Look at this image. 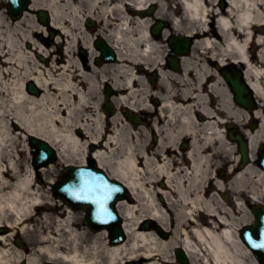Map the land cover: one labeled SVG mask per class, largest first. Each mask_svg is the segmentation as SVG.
<instances>
[{
	"label": "bare ground",
	"instance_id": "1",
	"mask_svg": "<svg viewBox=\"0 0 264 264\" xmlns=\"http://www.w3.org/2000/svg\"><path fill=\"white\" fill-rule=\"evenodd\" d=\"M178 1L183 16L172 13L173 0H31L33 11L46 10L50 17L47 29L37 25L32 32L53 36L52 46L58 49L64 45L63 53L70 55L62 64L52 62L47 67L35 57L45 58L55 54L54 50L46 52L30 33L23 34L30 50L18 46L14 32L28 21L27 14L9 30L5 44L0 45V227L10 231L0 234V264H175L170 253L177 248L189 264H257L240 237L250 214L239 202L247 204L251 194L253 202L264 205V171L256 158V150L264 141V49L259 61L249 49V45L264 48V0ZM152 4L158 8L153 19L171 22V34L196 38L192 53L197 54L181 58V75L162 69L160 95L148 88L146 96L140 98L143 90L138 93L130 87L132 81L133 85L141 83L132 69L163 63L161 46L148 32L152 18H142L137 12ZM82 6L86 10L82 11ZM85 18L99 24L102 37L117 52L119 63L110 66L115 74L113 84L119 90L113 102L139 112L145 98L162 99L158 111L150 112L159 124L157 148L150 151L138 136L134 140L137 133L124 119H107L99 111L100 97L91 98L96 91L95 80L72 54L79 46L95 57L92 40L81 36V31H86L82 24ZM205 56L220 64L229 60L243 64L259 100L260 106L251 117L260 125L242 133L250 158L244 168L235 165L239 152L225 139L222 119L230 126H245L244 118L249 116L232 102L222 79L212 69L195 65L197 58ZM91 69L97 66L91 65ZM28 81L42 89V95L26 93ZM12 124L19 130H11ZM22 134L52 146L60 159L55 165H84L90 154L87 147H93L91 158L99 167L109 168L129 191L128 202L118 204L126 236L123 243L111 245L106 229L100 238L98 232L83 227L74 212L46 195L48 183L40 180L37 170L28 173L21 159L14 158L30 149L21 147ZM187 137L191 141L184 153L179 144ZM221 165L232 168L234 174L238 172L228 184L230 176L223 180L224 175H216ZM50 169L43 168L40 173L47 178ZM157 181L163 186H156ZM207 181L215 192L232 194L233 204L228 197L217 200V193L211 196L205 189ZM130 197L136 200L133 205ZM144 219L153 220L161 231H169V238L163 239L154 228L138 226ZM198 219H204L205 225ZM14 233L24 236L33 247L28 255L24 248L11 247Z\"/></svg>",
	"mask_w": 264,
	"mask_h": 264
},
{
	"label": "rangeland",
	"instance_id": "2",
	"mask_svg": "<svg viewBox=\"0 0 264 264\" xmlns=\"http://www.w3.org/2000/svg\"><path fill=\"white\" fill-rule=\"evenodd\" d=\"M4 3H6V0H0V4H4ZM221 4V3H220ZM219 4V5H220ZM171 5H172V8H171V10H173L174 8H173V5H176L177 6V10L175 11L177 14L178 13H181V9H180V7H179V5H177L176 4V0H173V2L171 3ZM221 6V5H220ZM84 10H86V8H85V6H82V11H84ZM156 10H157V7H156ZM27 20L28 21H25V22H23L21 25H20V30L18 29L17 31H15L14 32V35H15V37L17 38V40H18V46H21L23 49H25V51L26 50H29V48H27V42H25V39H24V33H30V35H31V38L33 39V40H35L39 45L38 46H43V47H45L44 45L46 44L47 46L45 47V49H46V52H48V51H52V50H56L55 52H56V54H52L50 57H47L48 59H52V61H54V62H56V60L58 61L59 59H61V57H62V55L61 54H57L58 52L57 51H61V48L59 49H57V47L56 46H52L51 45V41L50 40H48V38H45V42L44 43H40V38H41V34H40V32H38V33H36V35L32 32L33 31V29L35 28L34 26H40L37 22H36V20H35V15H34V13L33 12H28V14H27ZM0 20H2L1 22H0V34H1V36L2 37H0V45L3 43V44H5V39L8 37V33H9V30H12L13 28H14V23H12L11 21H10V19L7 17V15H6V13H5V11H0ZM160 20H164V19H160ZM164 21H167V20H164ZM153 22V21H152ZM167 22H169V21H167ZM48 34H46V36H47ZM81 36L84 38V40H87V39H89L88 38V35L86 34V33H84V32H82L81 31ZM93 35H91V38H93L92 37ZM2 38H4V39H2ZM159 42H160V44H161V46H163V47H161V49L163 50V54L166 52V47H164L165 45L163 44L164 42L162 41V40H159ZM33 47V46H32ZM31 47V48H32ZM263 47L261 48V47H259L258 45H255L254 47H251L250 48V50L252 51V54L254 55V57H255V59L256 60H260V58H259V54H260V52L261 51H263ZM195 51H196V49H195ZM33 53H34V51H32ZM204 52V51H203ZM72 54H75L74 56H73V59L75 60V61H80V58H79V56H77V48H73V51H72ZM194 54V53H193ZM195 54H197V51H196V53ZM194 54V55H195ZM66 56V55H65ZM65 56H64V58H65ZM163 56V55H162ZM66 58L68 59V58H70V55H67L66 56ZM33 60V59H32ZM35 60H36V62H39V59L37 58V57H35ZM90 60H91V58H90ZM202 61L203 60H201V58H197L196 60H195V62L196 63H199V64H202ZM33 62H35L34 60H33ZM33 62H32V64H33ZM44 64V63H43ZM96 86H97V88H99V84H97V81H96ZM98 97V95H97V91H96V93L94 92L92 95H91V98H97ZM60 114L61 115H63V111H60ZM12 128H14L13 126H12ZM22 145H25V142H22ZM20 159H22L23 160V163L25 164V170H27V168L29 167V165H31V156H29L28 155V152L25 154V155H22V156H20ZM60 167L61 166H59L58 167V169H56V171L55 172H53V175L52 176H50V177H48L47 176V178L45 179L44 178V176L42 175V177H43V180H46V181H50L51 179H56V177L60 174ZM215 191L213 190V191H211V196L212 195H214L213 193H214ZM45 193L49 196V195H51V191H50V189H49V187H46L45 188ZM215 198L218 200V196H215ZM158 201H160L159 200V198H158ZM247 212H250V209H248L247 208ZM42 215V214H41ZM75 217L78 219V221L80 222V224L83 226V218H84V214H83V212H81V211H77L76 212V215H75ZM250 223H252V219L250 220ZM84 227V226H83ZM169 235V234H168ZM100 238H102V237H104L105 236V233H100ZM22 240H24V239H22ZM14 246V245H13ZM24 248H27L28 249V254H29V250H31L32 249V246L31 245H27V244H25V246H24ZM171 254H173L172 252H171ZM175 264H177V263H175Z\"/></svg>",
	"mask_w": 264,
	"mask_h": 264
},
{
	"label": "water",
	"instance_id": "3",
	"mask_svg": "<svg viewBox=\"0 0 264 264\" xmlns=\"http://www.w3.org/2000/svg\"><path fill=\"white\" fill-rule=\"evenodd\" d=\"M27 2H28V0H9V5H8V12H9V14L13 18H18L20 16V14H21L24 6L27 4ZM39 15L43 19L46 16L43 13H40ZM185 48H186V46L183 45L182 46V49H181V52H179V53L180 54L183 53V51H185ZM105 51H106V49H105ZM230 83L236 85V87L233 90L236 91L238 94H240V93L242 94L244 92L243 87L238 86L237 85L238 84L237 82H234V81L230 80ZM29 89H30L31 92H35V89L33 87H29ZM33 144H36V142L33 141ZM45 152H46V150L41 149V155L42 156H45ZM116 236H118V237L116 238ZM114 237H115V239H118V238L121 237V231H120V229L118 227H116V231L114 233Z\"/></svg>",
	"mask_w": 264,
	"mask_h": 264
}]
</instances>
